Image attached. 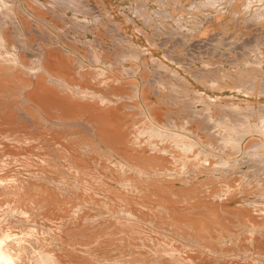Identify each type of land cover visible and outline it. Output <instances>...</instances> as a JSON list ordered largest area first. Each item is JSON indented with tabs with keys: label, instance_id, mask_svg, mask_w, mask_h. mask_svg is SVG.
<instances>
[{
	"label": "bare ground",
	"instance_id": "obj_1",
	"mask_svg": "<svg viewBox=\"0 0 264 264\" xmlns=\"http://www.w3.org/2000/svg\"><path fill=\"white\" fill-rule=\"evenodd\" d=\"M102 1L0 0V197L13 204L4 210L0 201V264H214L211 256L264 264V109L250 124L248 103L241 116L237 104L219 102L213 118L189 106L219 99L193 89L196 99L184 101L191 116L161 121L166 111L157 115L147 95L170 103L175 91L189 93L167 64L183 60L163 48L170 40L138 44L153 42L158 23L182 39L198 32L202 41L190 46L216 54L224 45L242 65L236 87L264 91V0H135L139 24L128 15L114 22ZM147 3L155 8L147 12ZM235 18L248 27L243 40L223 29ZM102 37L116 44L112 52ZM192 72L194 80L207 73ZM41 227L57 228L48 236L69 250L34 239Z\"/></svg>",
	"mask_w": 264,
	"mask_h": 264
},
{
	"label": "rangeland",
	"instance_id": "obj_2",
	"mask_svg": "<svg viewBox=\"0 0 264 264\" xmlns=\"http://www.w3.org/2000/svg\"><path fill=\"white\" fill-rule=\"evenodd\" d=\"M20 1V0H19ZM40 1H42V0H40ZM88 1H90V2H93V1H95V0H88ZM103 3H104V5H105V8L106 9H108V11L110 12V15H108L107 13L105 14L106 16L108 15V16H110V18H112L111 20H113L114 22H118V23H124L122 20H124V18L126 17V15H128V16H133L132 18L134 19V20H136V23L137 24H139L140 23V20L139 19H137L136 17H139V16H142V14H137V12L136 11H132L131 10V8H134L133 6H136L135 5V3H136V1L135 0H103L102 1ZM155 4H153V3H147L146 4V6H148V8H147V12H149V11H151V10H153L154 8H155V6H154ZM225 6V7H224ZM95 7H96V9H98V6L97 5H95ZM226 7H227V5H222V9H226ZM108 12V13H109ZM159 13H157V14H154L153 16H154V20H156L157 18H159V15H158ZM112 15V16H111ZM145 15V14H144ZM150 16H152V13L150 14ZM79 18H81V15H79ZM42 19H45V20H49L50 18H49V15H47V16H43L42 17ZM228 17H224V18H222V20H221V22L223 23V22H225L226 21V24H227V22H228ZM232 19V18H231ZM237 21H233L234 23H231L230 25H229V27L228 28H223L224 26H220V25H213L210 29L211 30H221L222 28L223 29H225V33L226 34H228V33H231L232 32V30H234V31H236L238 34L236 35V36H233V37H235V38H239V40H243V39H245V36H247L246 35V33H247V28H246V24H240V22H238L239 20L237 19V18H235ZM104 21H106L105 19H104ZM167 23L168 24H170V28H171V30L173 29V28H178V26L177 25H175L174 24V22L173 21H170V20H168L167 21ZM211 23V21H209V20H207L204 24L205 25H209ZM125 26H126V28H125ZM125 26H123V28L125 29V31H126V33L127 34H131V32H132V26L131 25H129V24H125ZM141 26V25H140ZM154 26V25H153ZM217 26V27H216ZM155 27V26H154ZM143 27L141 26V29H142ZM145 28V27H144ZM142 29V30H144V31H147V29L145 28V29ZM156 28V30H152V33L154 34V37L155 38H152L151 40H153V42H150V41H146V40H144L142 37H140V39H139V42H138V44L139 45H141V47L143 48V49H145V48H151V45L150 44H157V43H159V42H163V41H165V40H170V44L169 43H167V47H163L164 49H168L169 51H171L173 54H175L176 56L177 55H179V56H181V59L183 60V62L181 63V65L182 66H180V65H178L179 63H177V62H175V63H173L172 64V62L169 64V63H167L172 69H174V70H177V71H179V73L182 75V77L183 78H185V80L187 81V86H190V87H188L189 88V93H184V92H182V91H175V93L174 94H176V92L178 93V94H176L175 96L176 97H178V98H174V94L172 93V94H170L171 96H173V97H170L171 99V104L170 103H162L161 102V99H160V97H158L159 95H156L155 97H154V94H152L151 95V92H150V94L148 93V95H147V98L149 99V100H151V102H155V103H157L158 102V104H157V106L158 107H156L155 106V108H156V111H160V109H161V111H160V113H164L165 111V115L166 116H163V117H165V118H163L162 117V114H160L159 113V111L157 112L158 114L157 115H159L158 116V119H160L159 117H161V121H165V119H168V118H172V119H177V117L176 116H174V115H182V116H184V117H186V115H187V117H188V115H190L191 116V111H190V109H188L189 107L191 108V110L193 109H195L194 111H199V113H205V115L207 114V112H210V116H211V114L213 113V114H215V113H217V114H215L214 116H213V114H212V116H213V118H215V116L216 115H218V112H220L218 109H216V108H214L215 106H216V103H217V105H218V103L219 104H222V105H229V103L230 104H232V105H238V106H240L241 108H240V110H242L241 112H243V113H241L240 112V114H241V116L242 115H244V113H245V107H247V104L246 103H248V105H250L251 106V109H250V107H249V109H250V111L252 110V111H254V112H252V113H255V114H252V113H250V111H249V109H248V111L246 110V112L247 113H249V114H246L244 117H246L247 118V120L249 121V122H247V123H250V124H254L253 122H257V119H258V116L259 115H261L262 113H260V112H262L263 110L262 109H264V91H259V89H258V84H255V83H252L250 86H253V89L251 90V87L249 86V84H247L246 85V89L245 88H243L242 87V85H240V87L238 88V87H236V84H235V79H236V74L238 73V71L239 70H241L242 69V65H238V64H231L230 63V60L232 59H234L232 56H228L229 54L226 52V47L224 46V45H222V44H220L219 43V45L217 46V53H218V55H217V53L216 54H213V53H208V52H205V50L204 49H199V48H194L193 46H190L191 44H196L197 42H200V41H202V39H201V37H199L198 36V32H196V33H193L192 35H189V36H186V39H182V36L181 35H175V34H172V33H170L169 32V29L168 28H164V27H162V25H160V23H158V26L157 27H155ZM202 28V27H201ZM46 29L48 30V31H51V33L53 34L54 32L50 29V26H49V24H47L46 25ZM198 30V29H197ZM103 38V37H102ZM232 38V37H231ZM103 43H102V45H103V47H106V48H108L110 45H111V47L109 48L110 49V51L112 52V50H111V48L113 49V47L114 48H116L114 45H116V44H111V40H109L108 38L106 39V38H103ZM144 40V41H143ZM106 41V42H105ZM109 44H108V43ZM108 44V46L106 45V44ZM112 43H114V41H112ZM216 44V43H215ZM104 45H106V46H104ZM169 45V46H168ZM113 46V47H112ZM108 49V50H109ZM158 52V53H157ZM215 53V52H214ZM221 53V55H219ZM223 53V54H222ZM224 53H226V54H224ZM161 55H162V52H161V50H159L158 48H155V50L153 51V56H155V57H157V58H159V57H161ZM213 55H214V57H213ZM216 56V57H215ZM225 56H226V59L228 58V60L229 61H227L226 59H225ZM232 57V58H231ZM224 58V59H223ZM111 59V58H110ZM215 59V60H214ZM224 60V61H223ZM207 62V63H205V65H204V63L203 62ZM211 62V63H210ZM229 62V63H228ZM209 63V64H208ZM201 64L204 66V68L201 66ZM236 65V66H235ZM217 66H219V67H217ZM220 66H221V68H220ZM233 66V67H232ZM238 66V67H237ZM93 67H95V66H93ZM179 67H181V68H184L185 69V71L183 70V69H181V68H179ZM215 67V68H214ZM100 68H102V69H105V70H107V71H109V68H107V67H100ZM201 70V71H203V73H205L206 71H207V73H206V75L203 77V78H201V79H203V80H200V73H198L199 74V78L198 79H196V80H194L192 77H193V72H192V70ZM202 68V69H201ZM211 68H214V69H211ZM218 68V69H217ZM237 68V69H236ZM94 69V68H93ZM204 69V70H203ZM217 69V70H216ZM261 71H262V73H263V76H264V64H261V68H259ZM188 71V73H187V71ZM211 70H212V72H211ZM237 71V73H234V71ZM249 69H247L245 72H244V75H243V77L242 78H244V76L247 74V71H248ZM210 71V72H209ZM226 71V72H225ZM214 72V74H212ZM223 72L225 73V75L227 76H225L224 78H223V76H221V78H220V75H221V73L223 74ZM253 72V73H252ZM251 72V74H254L255 72H256V70H255V72L254 71H252ZM192 73V74H191ZM250 73V72H249ZM167 76V75H166ZM211 76H213L214 78L215 77H217L215 80H216V84L213 86V87H211L212 86V84H213V82L215 81V80H211ZM231 76V77H230ZM248 75H246L245 77H247ZM130 77H132V78H134L133 76H130ZM219 77V78H218ZM169 77H165L164 76V74H161V80L163 81V79H164V82L165 81H168L170 84H173V85H175L177 88H181L182 87V83H180V82H178V81H176V80H173L172 78H169ZM230 78V79H229ZM166 79V80H165ZM220 79H221V81H220ZM232 79H234V81H232ZM189 80V81H188ZM175 81V82H174ZM203 82V83H202ZM233 82H234V84H233ZM178 83V84H177ZM179 85V86H178ZM164 86H165V88L164 89H162V91H165V93L166 92H169V89L167 88V85L164 83ZM193 87V88H192ZM214 87H216V88H214ZM196 90V91H198V92H200V94H201V96L204 98V99H214V100H217V99H219V100H217V101H214V102H211V103H213L212 105H211V103L208 101H204V100H201V102L202 103H200V104H202V105H200V104H198L200 101H198V103H196V102H192V103H194V106L192 105V107L191 106H189L188 107V105L189 104H187V103H185V102H188L189 100H190V98H192L191 99V101L192 100H195L196 99V96L194 97V94L193 93H190V91L191 90ZM168 90V91H167ZM180 92V93H179ZM182 92V93H181ZM185 95H184V94ZM181 95V96H180ZM185 96H186V98H185ZM192 96V97H191ZM182 99H181V98ZM189 97V98H188ZM155 98H159V99H155ZM164 98V97H163ZM174 98V99H173ZM187 99V101L186 100H183V99ZM140 99V98H139ZM173 99V100H172ZM175 99H177V100H175ZM157 100H159V101H157ZM169 100V99H168ZM169 100V101H170ZM181 100V101H180ZM4 102H6V100H3ZM185 101V102H184ZM190 101V102H191ZM2 102V101H1ZM161 102V103H160ZM246 102V103H245ZM179 103V104H178ZM209 103V104H208ZM240 103V104H239ZM166 104V105H165ZM175 106H174V105ZM185 104H186V106L188 107H186L185 106ZM196 104V105H195ZM246 104V105H245ZM257 104V105H256ZM162 105V106H161ZM173 105V106H172ZM185 107H184V106ZM204 105V106H203ZM207 105V106H206ZM208 105H210V108H208L209 106ZM262 106L261 108L259 107V106ZM167 106V107H166ZM184 107L183 108V111L181 110L182 108L181 107ZM199 106V107H198ZM206 106V107H205ZM213 106V107H212ZM231 106V105H230ZM252 106H253V108H252ZM161 107V108H160ZM195 107V108H194ZM244 107V108H243ZM259 107V108H258ZM158 108V109H157ZM186 108H187V111H188V114L186 113V114H184L185 112H187V111H185L186 110ZM208 108V110L209 111H207L206 109ZM258 108V109H257ZM166 109V110H165ZM178 109H180V111H178ZM202 109H203V112H202ZM204 109H205V111H204ZM262 111H261V110ZM258 110V111H257ZM173 112V116L171 115V113ZM190 111V112H189ZM169 112V113H168ZM177 112H179V113H177ZM180 112L182 113L183 112V114H180ZM225 111H223V113H224ZM2 113V111L0 112V114ZM156 113V112H155ZM167 113V114H166ZM190 113V114H189ZM260 113V114H259ZM163 114V115H164ZM170 114V115H169ZM220 114V113H219ZM228 116L230 115L231 117H233V115H232V113H226ZM259 114V115H258ZM169 117H168V116ZM249 115V116H248ZM250 115H251V119H250ZM255 115V117L254 118H252L253 116ZM171 116V117H170ZM229 116V117H230ZM235 116V115H234ZM240 116V115H239ZM257 116V117H256ZM168 117V118H167ZM176 117V118H175ZM194 117V118H193ZM193 117H190L191 118V121H190V118H189V121L191 122L190 124L191 125H194V121H195V115H193ZM164 119V120H163ZM193 119H194V121H193ZM256 119V120H255ZM254 120V121H253ZM192 121H193V124H192ZM31 122V121H30ZM23 125V124H22ZM32 127L33 128V126H34V124H33V120H32V122H31V124H29L28 125V127ZM28 127H26L25 126V128H27V129H29ZM31 127H30V129H31ZM192 127V126H191ZM205 131H206V129H204ZM211 131H213V129L211 130ZM205 137V136H204ZM250 137V136H249ZM249 137H247V138H245V139H243V141H242V143H241V145L244 143V141H247V140H249ZM251 137H253V138H258L259 137V135H252ZM168 145H170V144H168ZM251 150V149H250ZM229 182V181H228ZM228 182H226L227 184H228ZM218 185H219V183H215L214 184V186L215 187H218ZM240 186V185H239ZM244 186V185H243ZM249 186V185H248ZM251 186V185H250ZM242 187V186H241ZM1 199H0V201H1V204H3V199H4V197H0ZM3 198V199H2ZM5 200V203H4V207H3V209L4 210H7V209H9L7 206H9V205H7V204H10L11 205V208H12V202H10V200L8 201L6 198L4 199ZM7 201H8V203H7ZM2 206L3 205H1V208H2ZM6 206V207H5ZM3 209H1V210H3ZM0 210V213H1V215H0V218H1V220H2V222H3V219L2 218H5V217H7L6 216V213H4V211H1ZM6 212V211H5ZM14 212V215L12 214ZM4 213V214H3ZM12 213H11V216H13V217H16L15 215L17 214L15 211H12ZM20 213V212H19ZM18 213V214H19ZM3 214V215H2ZM20 217L22 216V217H27L26 216V214L25 215H23L22 213L19 215ZM40 216V215H39ZM38 216H36L35 218H37ZM41 218H42V216H40ZM29 218V217H28ZM41 218H37L38 220H36V221H38L39 223L42 221L43 223H45V221L44 220H41ZM1 220H0V222H1ZM5 220V219H4ZM42 222H41V224H42ZM40 228V227H39ZM49 228H53V230H51V229H42V227H41V229L42 230H44V231H46L45 233L47 234H45L44 233V231H43V233L45 234V236L43 237V235L44 234H42V230L41 229H38L39 230V234L37 235L36 233V235H37V237H35V236H33V238L34 239H39V240H43V243L44 242H46L47 243V245H46V243H44L46 246H50V245H48V243L49 244H52L51 242H54L53 243V245H54V247L55 248H59V246H60V248L61 247H63L64 249L66 248L67 250H69V247H67V246H65V245H60V243H58L57 241H55V239H53L52 238V236H51V238H52V240L50 239V236H48V235H50V234H53V231H54V233L55 232H57L58 231V229L56 228V229H54L55 227H49ZM41 230V231H40ZM49 230H51L52 232L50 233L49 232ZM56 230V231H55ZM37 233H38V231H36ZM42 235H41V234ZM50 233V234H49ZM46 236H48V237H46ZM46 237V239H44ZM43 238V239H42ZM48 239H50V242L48 241ZM56 242V243H55ZM53 245H51V246H53ZM33 246V245H32ZM34 248V247H33ZM33 250L31 247H30V249H29V251L27 252L28 254V256L30 255L29 253H31V251ZM57 250V249H56ZM81 255H82V253H80ZM31 256V255H30ZM211 258H212V260H209V263H211L210 261H214L215 263L214 264H223L224 262H226V264H227V258H223L222 260H219L218 262H217V259L216 258H213L212 256H211ZM230 257H228V259H229ZM233 258H234V261H236L235 263H234V261H233ZM237 258V259H236ZM236 259V260H235ZM226 260V261H225ZM232 260V261H231ZM238 260H241L240 261V263H243L244 262V260L243 259H238V257H232V259L230 258L229 259V264H232V263H234V264H240L239 263V261ZM221 261H224V262H222L221 263ZM238 262V263H237ZM213 264V263H212ZM225 264V263H224Z\"/></svg>",
	"mask_w": 264,
	"mask_h": 264
}]
</instances>
